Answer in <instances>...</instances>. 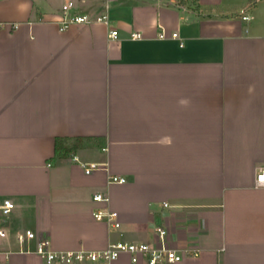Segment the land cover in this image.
<instances>
[{
  "label": "crops",
  "instance_id": "obj_1",
  "mask_svg": "<svg viewBox=\"0 0 264 264\" xmlns=\"http://www.w3.org/2000/svg\"><path fill=\"white\" fill-rule=\"evenodd\" d=\"M68 3L109 22L60 32ZM0 23V198L14 205L0 264H45L41 239L155 246L157 228L183 254L161 264H264V0H0Z\"/></svg>",
  "mask_w": 264,
  "mask_h": 264
},
{
  "label": "built area",
  "instance_id": "obj_2",
  "mask_svg": "<svg viewBox=\"0 0 264 264\" xmlns=\"http://www.w3.org/2000/svg\"><path fill=\"white\" fill-rule=\"evenodd\" d=\"M68 3L62 7V17L57 21L58 30L60 32L66 31L72 25L80 24H104L109 22L107 15H102L94 19L86 15H70L68 11L71 8ZM247 20V17H243ZM4 25L0 23V31ZM109 37L112 41H117L119 38L118 31L110 29ZM172 38H176V34H172ZM141 35L138 33H131V40H139ZM159 38L164 39L165 34L159 33ZM101 164L92 163L84 168L85 174H90L93 171L102 169ZM111 183H124L125 179L117 176H110ZM254 187L264 188V167L259 168L254 176ZM92 201L95 203H106L108 198L102 194H94ZM14 205L9 199L0 198V237L6 235L5 222L8 215L13 210ZM93 217L96 221H104L113 228L119 227L117 214L112 211H104L100 208L95 209ZM157 245L150 246L144 243H127L116 242L107 246V248L99 251H55L49 247V242L46 239L37 241L34 254L40 257L45 264H113L121 255L125 254L130 257L132 264H138L144 260L146 264H161V263H178L182 261L183 254L176 250L170 249L167 244V231L164 229H156ZM35 235L30 231H26L24 235H18L17 240L22 242L24 239H34ZM193 256H196L193 253Z\"/></svg>",
  "mask_w": 264,
  "mask_h": 264
},
{
  "label": "trees",
  "instance_id": "obj_3",
  "mask_svg": "<svg viewBox=\"0 0 264 264\" xmlns=\"http://www.w3.org/2000/svg\"><path fill=\"white\" fill-rule=\"evenodd\" d=\"M188 1H192L193 3L197 2L198 0H180V2L182 4H184L185 2H188ZM99 141V139H95V138H86V139H83V138H79V139H76V142H77V145H83L84 142H88V143H93V144H97ZM65 140L64 139H57L56 141V152H55V157H64L66 155L69 154V152H71V150L69 148H67L64 144ZM79 143V144H78ZM71 156V155H70Z\"/></svg>",
  "mask_w": 264,
  "mask_h": 264
}]
</instances>
